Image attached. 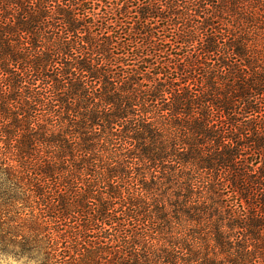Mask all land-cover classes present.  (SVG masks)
I'll return each mask as SVG.
<instances>
[{"label": "trees", "instance_id": "1", "mask_svg": "<svg viewBox=\"0 0 264 264\" xmlns=\"http://www.w3.org/2000/svg\"><path fill=\"white\" fill-rule=\"evenodd\" d=\"M0 255L264 264V0H0Z\"/></svg>", "mask_w": 264, "mask_h": 264}, {"label": "rangeland", "instance_id": "2", "mask_svg": "<svg viewBox=\"0 0 264 264\" xmlns=\"http://www.w3.org/2000/svg\"><path fill=\"white\" fill-rule=\"evenodd\" d=\"M0 264H32L26 259H17L13 258L12 256L6 257L0 255Z\"/></svg>", "mask_w": 264, "mask_h": 264}]
</instances>
